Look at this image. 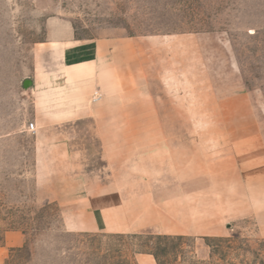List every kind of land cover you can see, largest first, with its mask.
<instances>
[{
	"label": "rangeland",
	"instance_id": "rangeland-1",
	"mask_svg": "<svg viewBox=\"0 0 264 264\" xmlns=\"http://www.w3.org/2000/svg\"><path fill=\"white\" fill-rule=\"evenodd\" d=\"M96 40L97 75L63 66ZM119 184L130 230L87 227ZM11 232L3 264H264V0H0Z\"/></svg>",
	"mask_w": 264,
	"mask_h": 264
},
{
	"label": "crops",
	"instance_id": "crops-1",
	"mask_svg": "<svg viewBox=\"0 0 264 264\" xmlns=\"http://www.w3.org/2000/svg\"><path fill=\"white\" fill-rule=\"evenodd\" d=\"M108 47H111V44L107 41H87L76 44H64L61 50V58L63 61V66L73 68L74 66L82 65L83 67L92 65L93 74L97 75V72L103 68V60L101 57L108 54ZM92 56V58H90ZM120 180V179H119ZM113 190L115 191V199L111 202L103 201L101 206L97 209V212L100 214L97 219L89 222L87 227L91 229H104V230H113L122 232L125 229L131 228V224L127 225L126 223V202L123 199L125 190L119 186H116ZM111 213L116 214L115 216L110 215ZM141 222L139 224V230ZM135 226H133L134 228ZM136 228V227H135ZM138 229V228H137ZM191 231L189 219L177 226L174 230H167L166 233H176L180 235L188 233L201 232V227L195 225ZM198 229V230H197ZM210 231H208V234ZM22 244V238L19 234L15 232L6 233L3 239V243L0 245V264H3V261L6 257L7 251L13 247H19ZM137 264H157L153 255L149 253H141L135 256Z\"/></svg>",
	"mask_w": 264,
	"mask_h": 264
},
{
	"label": "trees",
	"instance_id": "trees-1",
	"mask_svg": "<svg viewBox=\"0 0 264 264\" xmlns=\"http://www.w3.org/2000/svg\"><path fill=\"white\" fill-rule=\"evenodd\" d=\"M182 237H183V236H173V237H171V239H172V238H175V239H181ZM161 238H162V239H168V238L170 239V237L167 236V235H163ZM150 253L154 256V258H155L157 264H160L157 255H156L154 252H150Z\"/></svg>",
	"mask_w": 264,
	"mask_h": 264
},
{
	"label": "built area",
	"instance_id": "built-area-1",
	"mask_svg": "<svg viewBox=\"0 0 264 264\" xmlns=\"http://www.w3.org/2000/svg\"><path fill=\"white\" fill-rule=\"evenodd\" d=\"M28 129H29V130H34V129H35V125H34L33 122H30V123L28 124Z\"/></svg>",
	"mask_w": 264,
	"mask_h": 264
},
{
	"label": "bare ground",
	"instance_id": "bare-ground-1",
	"mask_svg": "<svg viewBox=\"0 0 264 264\" xmlns=\"http://www.w3.org/2000/svg\"><path fill=\"white\" fill-rule=\"evenodd\" d=\"M80 67V66H79Z\"/></svg>",
	"mask_w": 264,
	"mask_h": 264
}]
</instances>
